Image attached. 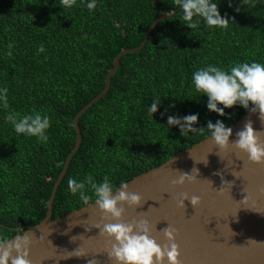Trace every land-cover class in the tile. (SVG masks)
I'll return each instance as SVG.
<instances>
[{"label": "trees", "instance_id": "16d2710c", "mask_svg": "<svg viewBox=\"0 0 264 264\" xmlns=\"http://www.w3.org/2000/svg\"><path fill=\"white\" fill-rule=\"evenodd\" d=\"M215 2L226 27L207 26L197 16L189 27L179 0L157 1L168 14L176 12L157 25L141 50L121 58L108 93L81 116L82 144L57 190L53 219L96 202L93 184L104 177L114 192L121 182L211 136L209 121L227 126L256 107L236 104L220 115L191 83L192 73L208 64L227 69L264 63V0ZM87 3L0 1V88L7 89V107L0 102V244L45 218L76 144L75 116L104 89L115 56L140 45L161 13L154 0H96L93 9ZM10 112L47 115V140L16 133L5 119ZM197 113L186 135L180 125L167 124L169 116L183 124V116ZM69 178L84 188L73 194Z\"/></svg>", "mask_w": 264, "mask_h": 264}, {"label": "water", "instance_id": "95a60500", "mask_svg": "<svg viewBox=\"0 0 264 264\" xmlns=\"http://www.w3.org/2000/svg\"><path fill=\"white\" fill-rule=\"evenodd\" d=\"M157 1L154 4L161 13L143 42L115 56L104 89L75 116L76 144L54 184L45 218L0 245H11V254L16 255L15 241L27 237V246L19 252L27 253L29 264H124L109 255L117 242L104 231L105 224L121 222L132 224L133 231H141L139 224L146 222L148 235L162 251L176 243L179 264H264V156L253 161L235 145L237 133L250 122L257 145L264 148V110L258 107L225 126L231 129L226 145L208 136L135 176L126 182V188L112 192V196L120 191L140 196L134 205L127 200L117 203L123 209L120 218L100 209L96 202L52 218L57 190L82 144L81 116L108 93L121 58L141 50L157 25L176 12L168 14ZM181 176H186L184 182L174 183ZM193 196L199 197L196 205L192 203ZM166 229L173 230L171 242L165 236ZM153 264H169L167 254L161 261H156L153 254Z\"/></svg>", "mask_w": 264, "mask_h": 264}, {"label": "clouds", "instance_id": "9594fccd", "mask_svg": "<svg viewBox=\"0 0 264 264\" xmlns=\"http://www.w3.org/2000/svg\"><path fill=\"white\" fill-rule=\"evenodd\" d=\"M72 0H62L65 6H70ZM180 8L183 10V18L189 21V27H194L195 22H192L193 16L203 17L204 23L207 26L219 25L226 27L228 19L222 17L218 5L215 0H179ZM96 0H88L87 7L95 8ZM43 51V47L39 49ZM191 83L196 91L201 92L207 97L206 107L210 111L217 112L220 115L224 114L225 108H230L239 104L245 108L249 102L260 110H264V63L258 61L238 62L231 65L229 68H223L217 65L208 64L201 67L192 73ZM7 89L0 88V102L4 107H7ZM160 100L156 99L150 104L148 112L152 115L157 111V106ZM223 105V107H218ZM5 119L12 123L16 133H23L29 136H36L40 140H47L45 130L50 127V120L47 115H41L39 112L34 114H26L20 116L18 113L10 112ZM184 123L181 124V118L169 116L167 124L169 126L178 124L182 129V135H186L185 129H191L192 124L197 121V114H187L182 117ZM208 127L213 129L212 136L219 145L224 146L231 134V129L226 128L224 124L217 120L215 124L208 122ZM239 137L235 141V145L242 150H245L250 159L260 161L264 156V148H261L256 143L257 137L253 133L251 123L245 125V128L237 133ZM186 176H181L174 183H183ZM91 181L92 176L85 177ZM192 180V177H187ZM122 188H126V183L121 182ZM84 184L77 182L75 179L69 178L68 189L73 194L79 189H83ZM96 194V203L100 209L106 210L114 218H120L123 209L118 208V202L125 201L131 205L137 204L140 196L136 193L120 191L118 195L112 196V188L109 185L107 177H104L103 182L93 184ZM81 199L87 203L89 197L81 192ZM192 203L196 205L199 202V197L193 196ZM182 204V200L180 201ZM141 231H133L132 224L126 223H109L104 225V231L114 237L117 243L112 245L110 256H114L117 261H123L124 264H153V254L156 261H161L165 253L167 254L169 264H179L178 260V245L174 242L170 246H165L161 250V246L156 243V240L148 235V227L146 222L139 224ZM165 236L171 242L174 240L173 230L166 229ZM4 241L2 244H7ZM28 239H17L14 247L17 251L16 255L11 254V245L9 247H0V264H29L27 253H21L19 250L22 246H27ZM89 264H92L90 261Z\"/></svg>", "mask_w": 264, "mask_h": 264}]
</instances>
